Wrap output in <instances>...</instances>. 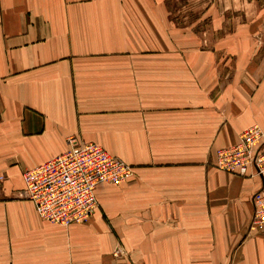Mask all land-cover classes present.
<instances>
[{
  "label": "crops",
  "instance_id": "0c3cea01",
  "mask_svg": "<svg viewBox=\"0 0 264 264\" xmlns=\"http://www.w3.org/2000/svg\"><path fill=\"white\" fill-rule=\"evenodd\" d=\"M227 23L204 37L165 0H0V264H264L261 179L215 166L264 132V13ZM71 136L134 175L61 226L18 194Z\"/></svg>",
  "mask_w": 264,
  "mask_h": 264
},
{
  "label": "built area",
  "instance_id": "2783aa9c",
  "mask_svg": "<svg viewBox=\"0 0 264 264\" xmlns=\"http://www.w3.org/2000/svg\"><path fill=\"white\" fill-rule=\"evenodd\" d=\"M264 44V42H263ZM68 148L23 173L20 198L30 200L45 221L69 226L87 222L98 206L96 188L101 183L120 184L134 175L133 166L93 141L78 136L67 139ZM215 166L245 175L253 167L261 179L253 194L250 229L264 231V132L258 125L246 128L236 144L220 148ZM3 176L0 175V184Z\"/></svg>",
  "mask_w": 264,
  "mask_h": 264
},
{
  "label": "rangeland",
  "instance_id": "374dc122",
  "mask_svg": "<svg viewBox=\"0 0 264 264\" xmlns=\"http://www.w3.org/2000/svg\"><path fill=\"white\" fill-rule=\"evenodd\" d=\"M172 21L202 32L204 37L215 23L232 25L264 13V0H165ZM229 28V30H230Z\"/></svg>",
  "mask_w": 264,
  "mask_h": 264
}]
</instances>
